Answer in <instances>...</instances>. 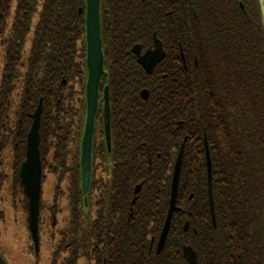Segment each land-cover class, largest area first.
<instances>
[{
    "label": "trees",
    "instance_id": "16d2710c",
    "mask_svg": "<svg viewBox=\"0 0 264 264\" xmlns=\"http://www.w3.org/2000/svg\"><path fill=\"white\" fill-rule=\"evenodd\" d=\"M85 1L0 0V191L5 190L19 205L26 226L28 205L19 169L25 160L31 115L40 103L44 175L79 176L80 167L65 168V161L79 156L84 95L79 92L71 103L74 95L58 85L61 75L56 61L61 53L63 63H72L84 84L80 65L63 51L70 43L84 49V31H70V26L71 18L78 26L82 23L78 11ZM110 1L119 24L126 22L128 27L132 21L140 28L142 37L134 42L146 48L156 34L165 57L150 75L128 52H113L109 58V93L117 97L110 123L122 131L125 141L124 194L127 202L132 196L136 201L132 216L129 205L124 229L117 232L120 245L108 247L107 264H187L185 246L195 251L197 264H264V16L260 0ZM81 59L83 55L78 56ZM144 91L147 99L140 96ZM123 101H127L125 108ZM72 107L82 110L76 119L70 115ZM101 128V120H96L95 130ZM182 146L176 200L180 211L173 215L165 247L156 254L150 248L166 215L171 173ZM101 155V148L94 145L93 156ZM207 155L214 224L208 205ZM98 170L92 167L91 177ZM98 216L104 220L101 212ZM101 221L95 224L102 225ZM186 222L189 229L184 233ZM59 237L62 242L56 254L68 255H52L50 264H75L81 257L74 256L72 261L71 249L65 251L70 231L60 232ZM0 264H4L1 255Z\"/></svg>",
    "mask_w": 264,
    "mask_h": 264
},
{
    "label": "flooded vegetation",
    "instance_id": "af4514ba",
    "mask_svg": "<svg viewBox=\"0 0 264 264\" xmlns=\"http://www.w3.org/2000/svg\"><path fill=\"white\" fill-rule=\"evenodd\" d=\"M114 5L113 1L110 0H99V36H100V48L102 52V75L100 77V84L98 88V100H97V110L94 120V131L92 135V146H91V161H90V178L87 187V191H83L82 187V171H81V143L84 134V125L86 120V85L88 81V67H87V2H84V8H80L78 13L82 15L83 19L80 26L76 24L74 18L71 20L74 21L73 25L70 26V31H76L80 29L84 31L83 33V42L84 49L78 48L75 43H70L66 45L63 52H67L72 58L75 65H80V78L84 79V84L77 77V71L74 70L72 63L69 65L63 63L61 60L62 54L58 53V62L56 61V68L58 73L61 75L60 83L58 84L60 89L64 88L66 93L74 95L72 99V104L76 102V97L79 92H83L84 101H85V118L84 125L81 132V136L78 140L79 144V156L76 159L69 158L65 161V168L69 166H79V176L68 177L66 175L52 176L49 174H42L41 180V196H40V208H39V248L38 254H36L33 240L31 238L28 224L26 229L28 231V242L25 246V254L28 257L33 258L35 261L39 259V251L42 244L45 247L48 246L50 250L49 260H51L52 255H58L59 257H66L68 252L62 251L58 254L57 251L60 249V240L59 233L67 231L71 233L69 240H65V251L71 249V255L73 257L72 261L75 258H79L77 261L75 259V264H107L108 258V247L109 246H118L120 245L121 239L117 238V232H121L124 229V220L123 216L128 209L129 205V215L132 216L131 206L135 203L136 198L132 196L130 202H127L125 197V182L127 179L123 175L124 168V158H125V141L124 137L122 138V131L116 128H111L110 123V113L111 105H116L117 97L112 96L109 93V71L111 63L109 58L113 52H128L135 59V62L139 68L147 75L145 70L138 64L137 56L135 55V50L140 51V55H144L149 49H154V40L159 41L155 35L152 36V43L150 46L143 48L141 44L134 41L140 40L141 33L140 28L134 26L132 21L129 22V26H126V22L119 24L111 6ZM9 27V26H8ZM9 30V28H8ZM59 30H62L59 27ZM71 36V35H70ZM73 38V37H72ZM75 38V37H74ZM72 41V39H71ZM162 49L165 52L164 45L161 41ZM117 46V48H115ZM2 52V51H0ZM61 52V49H60ZM180 52H183L180 50ZM83 55L84 59L78 60V56ZM2 54L0 53V64L2 62ZM165 57V56H164ZM164 59V58H163ZM162 61L157 64L153 71L159 67ZM82 61L84 66H82ZM138 71V70H136ZM151 73V74H152ZM63 74V75H62ZM68 76V78H67ZM79 84L81 87H79ZM107 89V100L109 106V133L106 137L107 131L104 124V90ZM147 92V91H145ZM143 93V92H142ZM141 93V94H142ZM140 94L141 98L142 95ZM148 94V92H147ZM72 98V97H71ZM143 99V98H142ZM127 101H123V108H125ZM121 105V104H120ZM114 110V107H112ZM72 114L75 116V119L81 113V109L75 107L71 108ZM115 112V111H114ZM101 120V129L95 130V121ZM76 133V131H75ZM40 134V130H39ZM97 145L101 148L102 155L99 157L93 156V147ZM40 151V145H39ZM26 156V152H25ZM41 164L43 163L40 153ZM64 163V161H61ZM64 165V164H63ZM43 167V165H42ZM92 167H97L100 170L97 171L95 176L91 177ZM173 172L171 173V182H170V193L168 200V207L166 210V215L162 226L160 228L159 237L156 240L155 244L150 248V251L156 253L157 244L167 217L169 202L171 196V185H172ZM139 190V187H136L133 193L136 194V190ZM129 203V204H128ZM209 205V199H208ZM214 206V205H213ZM163 203L161 204V208ZM210 211V209H209ZM101 212L103 214V219L98 216ZM162 213V211H161ZM28 215V208H27ZM215 215V214H214ZM211 217V215H210ZM212 220V219H211ZM101 221L102 225L97 226L96 222ZM212 222V221H211ZM72 224V225H71ZM213 224V222H212ZM71 226V228H70ZM149 229H152L149 228ZM170 231V230H169ZM100 232L106 233L109 232V235H101ZM112 233V235L110 234ZM169 234V233H168ZM99 236V238L97 237ZM102 238V239H101ZM31 240V241H30ZM168 240V235L165 241V244ZM32 249H31V246ZM85 247L83 253L82 248ZM165 247V245H164ZM163 247V248H164ZM163 250V249H162ZM157 254V253H156ZM60 261V259L58 260ZM51 261H49V264Z\"/></svg>",
    "mask_w": 264,
    "mask_h": 264
},
{
    "label": "water",
    "instance_id": "95a60500",
    "mask_svg": "<svg viewBox=\"0 0 264 264\" xmlns=\"http://www.w3.org/2000/svg\"><path fill=\"white\" fill-rule=\"evenodd\" d=\"M87 6V67H88V81L86 85V120L84 125V134L81 143V171H82V187L83 191H87L90 178V161H91V146L92 135L94 131V120L97 110L98 88L100 84V77L102 75V52L100 48L99 36V0H86ZM263 16H264V0H260ZM135 55L138 59V64L145 70L147 75L152 73L153 68L159 64L165 56L161 43L154 40V49H149L144 55H140V51L135 50ZM107 89L104 90V124L107 131L106 137L109 133V106L107 100ZM143 99H147V92H143ZM42 106L38 105L36 111L31 115L32 125L27 134L26 144V158L21 163L19 169V178L23 187V192L28 201V228L31 238L34 243L36 254L39 248V206L41 195V180H42V165L40 160V119ZM183 146L180 148L175 160L173 168V177L171 185V196L169 202V209L167 217L157 244L156 253L159 254L164 245L171 226L172 218L175 212L180 210L176 207V200L178 194L179 178L182 165ZM207 177H208V199L209 209L213 224L215 223L214 206L211 194L210 173L211 166L207 155ZM138 191V189L136 190ZM189 229V224L186 222L183 226V232L186 233ZM183 258L187 264H197V255L195 251L189 247H183ZM5 264V263H4Z\"/></svg>",
    "mask_w": 264,
    "mask_h": 264
},
{
    "label": "rangeland",
    "instance_id": "374dc122",
    "mask_svg": "<svg viewBox=\"0 0 264 264\" xmlns=\"http://www.w3.org/2000/svg\"><path fill=\"white\" fill-rule=\"evenodd\" d=\"M28 238L19 205L13 204L5 190L0 191V255L5 264H49L50 250L44 244L40 247L38 261L25 254Z\"/></svg>",
    "mask_w": 264,
    "mask_h": 264
}]
</instances>
